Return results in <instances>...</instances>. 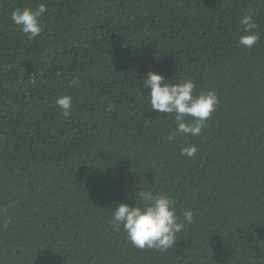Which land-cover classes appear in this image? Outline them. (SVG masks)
Instances as JSON below:
<instances>
[{"label": "trees", "instance_id": "16d2710c", "mask_svg": "<svg viewBox=\"0 0 264 264\" xmlns=\"http://www.w3.org/2000/svg\"><path fill=\"white\" fill-rule=\"evenodd\" d=\"M40 3L28 40L10 14ZM149 71L215 92L199 136L167 140ZM142 187L193 210L173 248L138 249L109 224ZM0 264H264V0H0Z\"/></svg>", "mask_w": 264, "mask_h": 264}, {"label": "clouds", "instance_id": "9594fccd", "mask_svg": "<svg viewBox=\"0 0 264 264\" xmlns=\"http://www.w3.org/2000/svg\"><path fill=\"white\" fill-rule=\"evenodd\" d=\"M46 11L44 3L38 4L35 8L18 7L12 10L10 20L20 29L23 36L33 40L41 34V18ZM240 24L243 26V34L240 35L238 42L242 47L250 49L260 39L253 15L245 14ZM141 78L143 86L149 89L147 95L150 108L174 118L176 126L167 135L168 141H174L178 135L201 134L219 103L214 91L194 94L195 83L192 79L185 78L182 82L173 84L166 81L163 75L153 71L147 72ZM70 84L79 87L78 78L72 79ZM56 104L63 116L70 115L73 106L71 96H58ZM111 107L109 105L108 110H111ZM196 153L197 146L193 144L180 149V155L189 158L194 157ZM109 210V224L116 230H123L134 247L161 252L173 248L177 234L193 222L194 216L193 210L188 208L182 212L181 218L177 215L175 200L171 196L143 187L142 190L135 192L134 203H117ZM10 222L7 221L5 226Z\"/></svg>", "mask_w": 264, "mask_h": 264}]
</instances>
